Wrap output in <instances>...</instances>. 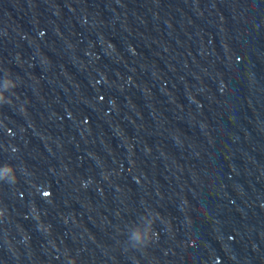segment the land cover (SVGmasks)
<instances>
[{"label": "water", "instance_id": "water-1", "mask_svg": "<svg viewBox=\"0 0 264 264\" xmlns=\"http://www.w3.org/2000/svg\"><path fill=\"white\" fill-rule=\"evenodd\" d=\"M0 93V264H264V0H0Z\"/></svg>", "mask_w": 264, "mask_h": 264}, {"label": "clouds", "instance_id": "clouds-1", "mask_svg": "<svg viewBox=\"0 0 264 264\" xmlns=\"http://www.w3.org/2000/svg\"><path fill=\"white\" fill-rule=\"evenodd\" d=\"M41 35H43V33H41ZM7 87V85H6ZM12 87L13 88H16L17 87V82L15 81L13 84H12ZM13 95H16V93H13ZM0 102H3V103H6V104H10L12 103V101L3 95V93H0ZM4 173L6 175L10 174L11 175V182L12 183H17L18 182V177L16 176V168L13 164H6L5 165V168H4ZM48 195H51V191H45L44 192V196H48ZM157 215V218H160V214L159 213H156ZM153 236H154V239H157L158 238V235L157 233L154 231L153 232ZM133 239L138 241V242H141L143 244V237L140 233H135L134 236H133ZM152 239L151 242L154 240ZM150 243H147V244H143V248H146Z\"/></svg>", "mask_w": 264, "mask_h": 264}]
</instances>
